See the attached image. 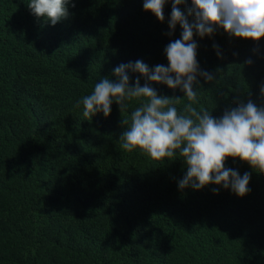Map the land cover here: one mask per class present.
Wrapping results in <instances>:
<instances>
[{
	"label": "trees",
	"instance_id": "obj_1",
	"mask_svg": "<svg viewBox=\"0 0 264 264\" xmlns=\"http://www.w3.org/2000/svg\"><path fill=\"white\" fill-rule=\"evenodd\" d=\"M8 2L0 0V264H264V174L229 157L226 167L251 174L247 195L214 194L217 185L180 191L182 159L119 146L138 101L122 114L113 103L95 126L77 106L121 63L167 65L164 48L181 32L166 34L171 4L161 23L143 0H73L52 26L30 18L28 0L5 10ZM194 40L201 69L216 77L200 80L197 107L219 117L237 101L264 104V38L218 30ZM128 75L130 84L139 76ZM152 87L181 97L178 111L186 103L178 90Z\"/></svg>",
	"mask_w": 264,
	"mask_h": 264
},
{
	"label": "clouds",
	"instance_id": "obj_2",
	"mask_svg": "<svg viewBox=\"0 0 264 264\" xmlns=\"http://www.w3.org/2000/svg\"><path fill=\"white\" fill-rule=\"evenodd\" d=\"M13 3L9 0L5 10ZM169 3L166 34L172 36L177 25L181 32L179 39L164 48L167 65L157 64L150 69L139 59L121 63L112 69L111 78L99 79L91 93L77 101V106L82 105V115L86 120L90 118V126H95L101 118L93 117L102 113L108 118L113 103L122 114L131 102L138 101V106L121 121L123 131L118 140L123 151L138 152L156 161L182 159L185 172L177 181L180 191L217 185L218 188H212L214 194L222 188L242 198L250 192L251 174L241 175L226 167V163L229 157L238 158L256 173L264 174V104L237 101L219 117L197 107L200 80L209 84L216 77L201 69L194 36L211 38L223 30L230 38L259 42L264 38V0H190V4L188 0H143L142 7L163 23L164 8ZM26 5L32 20L43 18L52 26L69 16V5L75 7L73 0H28ZM180 5L185 6L187 14L180 10ZM5 10L3 16L9 18ZM213 48L220 57L219 46L213 44ZM129 72L139 74L131 84ZM140 77L145 81L143 85ZM153 83L183 93L186 103L182 109L178 111L176 107L181 97L158 95ZM260 94L264 96V83ZM37 173L39 185L50 187L52 183L47 177Z\"/></svg>",
	"mask_w": 264,
	"mask_h": 264
}]
</instances>
